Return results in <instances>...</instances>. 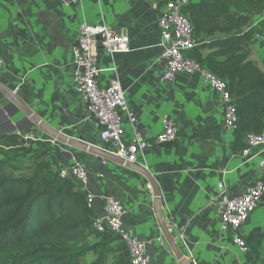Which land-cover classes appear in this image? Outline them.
<instances>
[{
  "label": "crops",
  "instance_id": "crops-1",
  "mask_svg": "<svg viewBox=\"0 0 264 264\" xmlns=\"http://www.w3.org/2000/svg\"><path fill=\"white\" fill-rule=\"evenodd\" d=\"M152 1L79 0L76 6L64 7L61 0H0V83L16 91L15 95L53 130L100 145L98 127L85 120V106L74 89L72 47L81 23H105L126 31L130 51L113 58L100 53L99 60L104 67L115 65L127 105L136 117L135 129L142 138L152 141L164 117L176 123V140L151 145L140 160L159 185L161 217L166 227L173 234L183 232L189 252L185 247L181 250L190 263L250 264V250H241L233 243L234 232L221 229L207 204L219 182L231 196H239L256 176L264 180V169L258 168L264 153L249 159L231 152L233 133L224 126L218 94L197 77L180 74L173 81L162 79ZM199 1L203 0H191ZM258 23L263 25L249 43V60L264 73V2L253 20V25ZM109 77V73H103L101 82L106 84ZM3 100L0 94V108L4 107ZM21 120L9 116V132L29 135L35 145L48 150L53 169L68 167L73 158L78 159L88 168V192L111 195L120 201L125 209L124 223L146 243L151 264L176 262L154 217L152 191L145 177L107 160L98 161L93 154L58 142L52 145L43 131L32 129L29 123L15 128ZM133 133L125 122L123 139L129 141ZM93 208L97 215L103 212L99 198L94 199ZM263 223L264 201L240 228V237L246 239ZM97 241L91 238L87 244ZM99 251L105 264L127 257L119 240L101 246ZM88 254L93 257L91 263L95 255L85 256ZM259 255L256 264H264V242ZM80 263L86 264L83 258Z\"/></svg>",
  "mask_w": 264,
  "mask_h": 264
},
{
  "label": "trees",
  "instance_id": "trees-1",
  "mask_svg": "<svg viewBox=\"0 0 264 264\" xmlns=\"http://www.w3.org/2000/svg\"><path fill=\"white\" fill-rule=\"evenodd\" d=\"M263 2L190 1L182 9L195 43L184 56L223 82L231 99L236 123L230 150L235 155L246 148L247 135L264 128V73L249 60V43L263 25L253 20ZM34 146L31 139L0 131V264H81L87 253L95 255L89 264H105L99 248L118 237L93 229L96 213L87 206L86 193L51 167L48 150ZM91 238L98 241L88 245ZM243 241L250 264H256L264 223ZM113 264H129L128 256Z\"/></svg>",
  "mask_w": 264,
  "mask_h": 264
},
{
  "label": "built area",
  "instance_id": "built-area-1",
  "mask_svg": "<svg viewBox=\"0 0 264 264\" xmlns=\"http://www.w3.org/2000/svg\"><path fill=\"white\" fill-rule=\"evenodd\" d=\"M190 1L151 2L158 28L156 46L159 49L158 60L163 63L162 79L167 82L173 81L180 74L197 77L203 85L218 94L224 126L232 130L235 127L236 116L225 84L184 56V52L195 46L191 26L182 14V9ZM78 2L79 0H61L64 7L76 6ZM129 51V37L123 29L116 30L105 23L79 24L77 38L72 47V81L85 106V120L95 122L98 127L100 145L97 146L129 163L143 167L140 160L144 158L147 149L153 144L174 142L177 137V126L174 119L164 117L161 121V130L152 141L142 138L136 131L134 126L136 117L127 105L125 90L115 65L110 63L104 67L99 60L100 53L113 58L116 54H125ZM105 72L109 73L110 77L107 83L103 84L100 77ZM13 92L15 94L16 91ZM125 122L131 125L134 132L129 141L123 139ZM245 141L246 148L240 153L241 157L251 159L264 153V128L258 135H247ZM48 142L52 145L57 144L53 139H48ZM258 168L264 169V159H260ZM58 170L61 178L70 177L81 191L86 193L88 207H93L95 198L102 201L103 212L93 218V229L99 234L108 231L117 236L126 249L129 264H151L146 243L138 240L124 223L125 209L120 201L111 195L96 196L88 192L89 173L85 163L73 158L70 166ZM97 176L102 178V175ZM216 187L217 192L210 197L207 207L214 210L222 230L231 229L234 232L233 243L239 249L245 250L239 230L263 203L264 181L260 176H256L239 196H231L223 182L217 183ZM168 230L172 232L171 228ZM175 235L177 245L181 249L185 247L189 252L183 232ZM170 264L178 263L174 261Z\"/></svg>",
  "mask_w": 264,
  "mask_h": 264
},
{
  "label": "water",
  "instance_id": "water-1",
  "mask_svg": "<svg viewBox=\"0 0 264 264\" xmlns=\"http://www.w3.org/2000/svg\"><path fill=\"white\" fill-rule=\"evenodd\" d=\"M0 94H2L9 101V108H12L9 112V116H13L20 112L29 124L35 125L37 128L42 130L50 139L63 144L65 146L80 150L82 152L90 153L96 156L98 161L107 160L121 167L130 169L134 172L139 173L149 183L152 191V210L154 217L159 226L161 235L168 245L169 249L173 253L175 260L178 264H189L188 259L182 253L181 248L176 243V233L173 234L166 227L162 217H161V192L157 181L154 176L147 171L146 168L141 167L137 164H132L126 160L115 156L111 153L104 151L102 148L98 147L95 143L87 142L82 136L71 137L60 131L53 130L48 126L37 114L31 110L27 105H25L14 92L0 83Z\"/></svg>",
  "mask_w": 264,
  "mask_h": 264
},
{
  "label": "rangeland",
  "instance_id": "rangeland-1",
  "mask_svg": "<svg viewBox=\"0 0 264 264\" xmlns=\"http://www.w3.org/2000/svg\"><path fill=\"white\" fill-rule=\"evenodd\" d=\"M3 105L4 107H1L0 108V113H1V118H0V131H2L3 133H9V131H11V128L9 127V124H7V121L9 120V112L11 111L12 108H9V101L5 98V100H3ZM5 103V104H4ZM15 116L19 117L20 119H23L19 122H16L14 124V127L17 128V129H20L22 127H25L27 126V120L25 119V117L20 113H16ZM32 125V129H37L38 131H41L39 128H37L35 125L31 124ZM44 133V132H43ZM20 136H23L24 139H29L30 136L29 135H26V134H20ZM38 146L37 144L34 146L36 147ZM28 164V163H26ZM7 172H9V168L7 170ZM29 173V170H26L24 172H21V174L23 175H27ZM92 255L91 254H88L87 256L83 257V260L87 263H89L91 260H92Z\"/></svg>",
  "mask_w": 264,
  "mask_h": 264
}]
</instances>
